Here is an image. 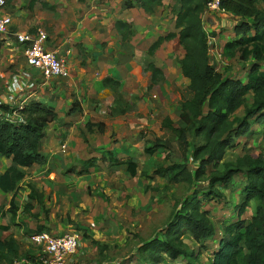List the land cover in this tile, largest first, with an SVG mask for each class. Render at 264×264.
Wrapping results in <instances>:
<instances>
[{
    "label": "rangeland",
    "instance_id": "obj_1",
    "mask_svg": "<svg viewBox=\"0 0 264 264\" xmlns=\"http://www.w3.org/2000/svg\"><path fill=\"white\" fill-rule=\"evenodd\" d=\"M128 5L132 7L129 8ZM174 6V0H161V6L153 14L144 13L138 0H12L5 6L3 12L11 17V29L17 27L21 28L20 32L30 30L32 33L40 29L46 35L57 34L58 39L70 37L73 29L72 12L81 10L82 19H87L92 14L87 36L79 38L84 42L70 43L75 54L73 56H76V59L73 56L70 58L75 68H78L77 76H80L78 71L82 68L86 74L91 72V76L95 75V64L100 59L106 60L109 66L106 70L101 66L103 73H99V81L106 77L115 80V71L111 69L122 66L126 69L130 63L141 71L138 82L130 74L120 71L123 79L113 92L101 84H94L95 86L89 88L76 81L75 85L71 84L69 79L59 81L63 86L68 83L75 87L74 91H80L83 87L85 98L81 102L84 107L79 108L85 114L79 115L77 112L75 115L82 118V122H67L58 126V130L49 126L40 149L49 158L47 165L43 167L47 171L41 174L38 169L40 167H36L38 170L29 169L25 173L26 180L18 185L14 193H0V226H8V231H0V238L13 237L18 242L19 258L27 256L28 253L41 255L38 249L28 243V234L42 226L52 235L73 232L79 236V247L67 264H139L136 248L140 243L155 237L171 220L182 200L191 193L190 187L185 183H174L167 177L153 174L155 163L167 166L181 160L176 145L172 146V151H168L169 154L160 148L149 157L143 151L145 147H151L157 138H167L160 127L162 120L169 117L174 123L177 122L180 110L178 103L190 96L188 82L181 76L177 66V60L182 57L183 51L176 39L163 43L153 56L147 54L148 47L158 37L175 31ZM261 6L264 7V4ZM209 14L214 19L210 23L205 22V29L211 30L212 25L218 22V26L215 25L217 31L208 32L212 44L211 64L219 72L242 78L246 71L245 65L238 61L226 63L221 56L219 58L220 42L214 45L212 40L217 35L232 36V27L237 20L223 17L222 21V16L218 13L208 12L207 15ZM116 20L127 24V40L124 42L114 29ZM30 31L28 32L31 33ZM82 43L93 48L83 46ZM63 49L65 45L62 46L61 50L64 51ZM95 49L99 53L94 52ZM12 54L16 60L13 67L25 65L24 47H16ZM149 62L159 67L164 76L163 82L150 89L149 73L144 72ZM99 75L93 76V80H97ZM64 96L71 105L75 101L79 105L80 100L75 97L76 94L73 95L76 100H70L72 95L69 97L65 93ZM247 101L250 105V95ZM235 115L242 116L243 108ZM90 120L103 123V132L83 137L80 127ZM69 126L75 128L70 133V139L71 136L74 139L73 145L68 140L69 134H64V130L70 129ZM259 129L258 125L253 126V130ZM238 143L237 148L227 151L225 160L233 161L241 156L243 147L254 156L264 150V142L258 135L248 140L241 138ZM62 144L67 146L64 153H60ZM112 149H115L112 153H115V158L120 162H135L139 174L145 171L150 178H131L124 165L109 166L97 159ZM92 157L97 159L96 166L87 174L78 176L77 172L82 170L81 161ZM188 159L190 167L192 163ZM8 166L9 161L3 164L0 162V172ZM238 180H234L233 187L221 189L223 200H213L205 206L211 212L216 229L215 237L205 241L202 247L192 242L188 236L184 237L183 241L194 252L199 250L200 257L195 264H210L211 251L217 238L222 236V223L230 222L234 218L233 207L239 196L238 191H235ZM28 185L43 193L42 206L34 205L32 209H27ZM199 185L205 188L207 183ZM194 189L198 190L199 187ZM12 198L20 206L14 216L7 211ZM254 206L252 203L243 218L250 219ZM184 263L180 259L174 262L166 259L164 264Z\"/></svg>",
    "mask_w": 264,
    "mask_h": 264
},
{
    "label": "trees",
    "instance_id": "obj_2",
    "mask_svg": "<svg viewBox=\"0 0 264 264\" xmlns=\"http://www.w3.org/2000/svg\"><path fill=\"white\" fill-rule=\"evenodd\" d=\"M11 1L5 0L6 5ZM206 3V0H174L175 31L158 37L147 49V54L153 56L163 43L176 39L183 51L177 66L188 82L190 96L178 103L177 122L169 117L162 120L160 127L167 138H157L143 151L149 157L160 148L169 154L176 145L181 160L167 166L155 163L153 174L174 183H185L191 193L182 200L163 229L136 248L139 264H164L166 259L195 264L200 257L199 250L194 252L183 239L188 236L202 247L205 241L215 237L211 212L205 206L213 200H223L221 189L233 187L236 178L239 180L235 191L239 196L233 207L235 216L230 222L222 223V236L217 238L211 251L210 264H264V150L254 156L243 147L241 156L233 161L225 160L227 151L237 148L241 138L248 140L258 135L264 142V7L261 6L264 0H219L218 15L237 20L232 27L233 35L222 46L220 56L228 62L245 65L242 79L219 72L211 64L209 38L203 24ZM138 4L144 13L153 14L161 6V0H138ZM114 29L122 42L127 40V24L116 20ZM144 72L149 73L148 89L163 82V72L153 62L145 66ZM101 85L113 92L119 82L106 77ZM249 95L250 105L247 104ZM240 108L243 115L236 116ZM80 111L75 101L68 115ZM13 113L17 115L15 119ZM57 120L55 108L39 101L31 100L21 108L0 104V159L10 161L0 175L1 193L16 191L26 177L24 169L47 164V156L40 151L42 140L48 127ZM254 125L260 129L253 130ZM103 129V123L89 121L80 127L83 137L102 133ZM188 158L192 163L190 167ZM97 159L109 166L124 165L131 178H150L145 171L139 174L135 162H120L110 151ZM97 159L81 161L82 170L77 175L87 174L96 166ZM200 183L207 186L204 188ZM28 189L27 209L42 206L43 193L32 185H28ZM252 203L255 206L247 220L243 215ZM19 207L18 201L12 198L7 211L14 216ZM0 231H8V226H0ZM42 232L50 233L41 226L28 236ZM19 256V244L13 237L0 238V264H13L19 259L37 263V257L29 253L23 258Z\"/></svg>",
    "mask_w": 264,
    "mask_h": 264
},
{
    "label": "crops",
    "instance_id": "obj_3",
    "mask_svg": "<svg viewBox=\"0 0 264 264\" xmlns=\"http://www.w3.org/2000/svg\"><path fill=\"white\" fill-rule=\"evenodd\" d=\"M81 12H82L81 10H77V13H76V11L72 12V23H73L72 28L73 29H72V32L70 33V37L68 36L69 38L58 39L57 34L56 35L55 34L54 35L48 34L46 47L48 49H51V50H57L62 56L67 57L68 65L70 68L69 81L71 82V84L73 83L75 85V81H76L77 83H80L81 86H83V87L88 86L89 88H92L94 84L96 86H97V84L98 85L101 84V81H99L98 79H99L100 75L103 73V70H106L107 66H109V65H108L107 61L104 59L103 60L100 59L101 61H99L95 64V75L97 76L100 73L97 80H93V76H95V75L91 76V74H90L91 72L86 74L84 71V68H82L81 71H78L79 72L78 74H80V76H77L76 70L78 68L77 67L75 68V65L71 62V58H70V56L72 57L73 55H75L73 53L74 50L72 49L70 43L74 44V43H76V41L84 42V40H79V38L83 37L84 35L87 36L86 35V34H88L87 28H89V25H90L89 21L91 19L90 15H92V14H90L89 18L87 17V19H82L81 18V16H82ZM76 14H78V16ZM212 17L213 16H211L210 14L209 15H207V13L204 14L203 24L205 25V22L210 23L211 20L214 19ZM223 17L224 16L221 17L222 21H223ZM77 19L78 20L82 19V20L80 22H78ZM217 24H218V22H215L212 25L211 30L205 29L206 32L208 33L211 31H217L215 28V25H217ZM19 29H21V28L16 27L15 29H11V27H10L11 32H20ZM28 31H30V30H28ZM28 31H26V32H28ZM30 32L32 33V31H30ZM231 37H232L231 35H228L226 37L225 36L222 37L221 35L220 36L217 35V38L212 39L214 41L213 44L215 45L217 42H220L219 51H221L222 46ZM218 39H220V41ZM66 43H68V44H66ZM82 44H83V46L93 48V46H90L88 44H85V43H82ZM63 45H65V49H63L64 51L61 50ZM209 45H212L210 43V41H209ZM16 47H18V46H16L13 43V39H11L9 36L4 37V36L0 35V104L8 105L10 108H19V107H22L23 105H26L31 100H35V101H39L43 104L50 105V106L54 107L56 112L58 113V120L55 123L50 125L51 129H54V130H58V126H61L62 124H66L67 122H74V121L76 123L82 122V120H83L82 118L79 119L78 116L75 117V115H77V113L68 115L67 110L70 109L71 102L69 101V99H66L64 95H65V93L68 94L69 97H71V95H72V97L70 98V100H72L74 98L73 95L76 94L75 97H77V98L79 97L78 99L80 100L79 106H80V108H83L84 104H82V102H81V99L84 100V98H85V92H84L83 87L81 89H79L80 91H78V90L74 91L73 89H75V87L69 86L68 83L63 86L62 83H60L58 80H51L49 82L43 83V80L39 77V75L36 72H34L33 70L29 69L26 66V64L24 66L23 65L22 66L16 65V68L13 67L12 65H15L14 63H16V60H15L14 54H12V52L15 51ZM96 48H97V46H96ZM93 51L99 53L98 49H95ZM95 55H98V54H95ZM209 55H210V53H209ZM218 56H219V58H221L220 54ZM75 57L76 56H73L74 59H76ZM226 63H229V62L227 61ZM101 66L104 67L103 70H100ZM17 68H19V70H17ZM14 71H16V72H14ZM111 71H115L116 78L118 79L117 80L115 78V80L118 82L122 81V79H123V76L120 74V71L121 72L124 71L125 74H130L131 78L134 79L135 82H138L139 77H140V72H141L139 68H134L132 63H130V65L127 66L126 69H123V66H122V68L115 67V68L111 69ZM105 75H107V73L102 75V77H104ZM108 75H110L109 72H108ZM242 75H243L242 78H245V73H243ZM88 92L90 93L91 89H89ZM74 100H76V99L74 98ZM65 112H67V114ZM84 114H85V112L82 110L79 112V115H84ZM67 119H69V120H67ZM87 120H85V121H87ZM90 122H93V120H90ZM93 123H95V122H93ZM68 128H70V129L64 130V134H65V136H67L69 134L68 140H69L70 144L73 145L74 139H72V136L70 139V133H71V130L73 132L74 127L69 126ZM90 136H92V135H90ZM114 150L115 149H112L109 151L113 152ZM8 161L9 160H6V159H0L1 164H3L4 162H8ZM48 161H49V158L47 157V163H48ZM9 165H10V161H9ZM36 167L37 166H33L32 168H29V169L35 170ZM29 169H24L25 173ZM38 169L40 171L39 173H41V174H43L47 171V170H43V167H40ZM38 169H36V170H38ZM4 171H1L0 175ZM26 178H27V176L24 178L23 181H25ZM1 194H3V193H1Z\"/></svg>",
    "mask_w": 264,
    "mask_h": 264
},
{
    "label": "built area",
    "instance_id": "obj_4",
    "mask_svg": "<svg viewBox=\"0 0 264 264\" xmlns=\"http://www.w3.org/2000/svg\"><path fill=\"white\" fill-rule=\"evenodd\" d=\"M206 13H219V0H206ZM6 3L0 0V35L9 36L16 46L24 47L26 66L36 72L43 83L51 80L63 81L70 77V68L66 56L57 50L46 47L47 35L40 29L35 33L11 32V17L4 13ZM21 108V107H19ZM17 115L13 113V119ZM66 144L60 146V153L66 151ZM80 238L73 232L61 235L52 233H33L28 236V243L39 250L36 264H67L79 247ZM13 264H29L26 259L15 260ZM32 264V262H31Z\"/></svg>",
    "mask_w": 264,
    "mask_h": 264
}]
</instances>
